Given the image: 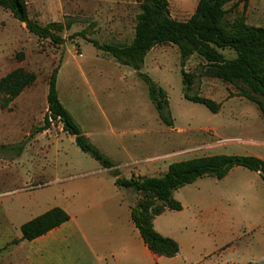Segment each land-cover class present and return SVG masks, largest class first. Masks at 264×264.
I'll return each instance as SVG.
<instances>
[{"label": "rangeland", "instance_id": "1", "mask_svg": "<svg viewBox=\"0 0 264 264\" xmlns=\"http://www.w3.org/2000/svg\"><path fill=\"white\" fill-rule=\"evenodd\" d=\"M169 1L171 16L179 20H185L186 15L179 14L177 4H184L186 7L196 4V0ZM26 2L29 16L38 23L71 22V27L60 33L64 41L56 43L29 32L8 10L0 7V77L17 67H23L36 76L35 81L10 103L8 109L0 108V264H25L22 250L15 249L18 242L15 236L20 233L17 224L36 212V209L30 211L28 205L43 196L51 206L57 202L58 191L83 196L84 189L80 186L89 176L79 177V174L92 172L98 164L75 144L69 134L49 143L46 153H42L39 145L33 144L32 136L42 131L40 127L44 124L47 109L48 81L52 70L57 66L63 65L57 81L60 101L89 140L105 155L119 162L122 166L119 173L124 177H129L135 170H139L142 176H160L165 172L163 168L146 171V165L153 160L150 157L156 152L155 146L149 144L148 137L157 139L158 133L164 138V146L160 147L163 148L162 151L173 149L176 153V156L171 157L172 161L186 156H202L209 152L233 153L235 146L245 144L241 138H264V117L254 102L244 99L246 104L242 108L230 109L225 106L213 113L204 104L183 96L180 56L177 46L171 43L156 45L148 53L141 71L149 74L166 91L173 127L159 120L148 98L147 85L133 74L132 77L139 85L137 97L144 99L148 107L144 125L140 126L147 132L133 136L130 129L138 126V120L132 116L131 107L125 101L135 97L122 96L117 81L123 71L132 72V69L110 64L103 59L107 54L96 50L91 40L100 44H128L132 39L135 16L139 11L138 3L134 0ZM225 8L227 23L235 17L243 16L247 24L264 25V0H234ZM220 51L227 58L235 56L232 50ZM97 53L103 58L97 56ZM204 64L205 61L197 54L184 61V69L196 75L190 90L192 94L198 93L219 103L227 97L237 96V85L200 75ZM246 122L251 123L250 128L237 126L247 124ZM57 125L53 123L55 129ZM204 128L209 129L203 130ZM216 128L221 133L219 142L215 146H203L207 141L215 140L213 132H216ZM55 174L61 179L59 183L53 182ZM107 179H111V176L107 175ZM39 181L50 183L36 189L25 185L26 182ZM219 182L215 177L206 176L173 191V197L184 204V209L168 212L162 219L171 222L180 233L182 252L176 260L177 264H181L185 256H190V240L186 238L189 228L179 229L187 225V216L199 210L209 214L204 225L215 235L212 237L211 234V242L207 244L209 250L214 245L213 241L217 243L219 240L217 226L220 213L227 211L234 216L231 205L222 204V210L218 209ZM122 190L128 193L126 188ZM84 200L83 196L79 201L84 210L88 206L92 207L82 215L86 222V217L95 211L94 205L103 202V199L98 197L90 200L88 197ZM84 228L87 231L90 229L88 225ZM196 232L197 243L201 245L205 239L201 232Z\"/></svg>", "mask_w": 264, "mask_h": 264}, {"label": "trees", "instance_id": "2", "mask_svg": "<svg viewBox=\"0 0 264 264\" xmlns=\"http://www.w3.org/2000/svg\"><path fill=\"white\" fill-rule=\"evenodd\" d=\"M134 1L138 3L139 12L136 14L134 36L130 43L100 44L96 40L91 41L97 49L111 55L119 64L136 70L138 77L147 85L148 97L161 122L173 126L167 93L141 69L146 54L162 43H171L178 48L183 96L186 99L204 104L213 113L220 109L221 103L190 92L196 75L186 71L183 65L186 59L197 54L205 61L200 75L237 85V95L254 102L264 116V25L247 24L243 16L235 17L227 23L225 6L234 0H198L193 13L184 21L171 17L168 0ZM0 7L24 23L29 32L56 43L64 41L60 33L71 27V22L50 21L40 24L31 19L26 0H0ZM221 49L232 50L235 56L227 58ZM58 69V66L55 67L49 77L47 110L40 130L50 126L49 116L59 117L63 130L74 136L76 145L103 168L111 169L117 186L132 189L138 194L136 202L130 207V217L144 244L152 253L165 257H173L179 253L178 242L160 234L153 226L154 217L165 209L182 208L181 203L173 197L174 190L206 176L221 179L234 166L257 171L264 182L263 159L235 154H213L175 161L160 176H121L114 161L89 140L60 101L57 91ZM35 78L33 72L23 67L14 68L0 77V108L8 109L10 103ZM69 218L63 208L54 206L24 222L20 227V240H33Z\"/></svg>", "mask_w": 264, "mask_h": 264}, {"label": "crops", "instance_id": "3", "mask_svg": "<svg viewBox=\"0 0 264 264\" xmlns=\"http://www.w3.org/2000/svg\"><path fill=\"white\" fill-rule=\"evenodd\" d=\"M197 1L198 0H196V3ZM168 2L170 11L171 2L169 0ZM177 5L180 12L179 14L186 15L185 20L190 17L194 11L193 7L195 9L196 6V4L195 6L190 4L188 7L184 6V4ZM177 20H179V18ZM133 36L134 27L132 38ZM94 48L107 54L97 49L96 46ZM148 53L144 58L142 68L145 66ZM97 56L103 58L99 53H97ZM103 59L108 60V62L115 67L128 66L119 64L109 54ZM62 66L63 65L59 66L57 81ZM130 68L132 72L123 71L121 76L117 78V81L120 85L119 92L122 96L127 98L132 96L135 97L125 101V104L131 107L132 116L138 120V126L134 129H130L133 136H135L147 132L144 128H140V126H142V124L144 125L148 107L144 99L140 100L137 97L139 85L132 75L135 74L137 77L138 75L135 69L132 67ZM244 99L246 98L238 95L227 97L221 102L219 111L225 106H228L230 109L242 108L246 104L243 101ZM237 126L246 129L251 127V123H243ZM56 129L51 125L47 129L32 136L33 144L39 145L42 153L48 152L49 143L57 140L62 135L68 134L59 125H57ZM208 129L209 128H204L203 130ZM217 130L219 131V129L216 128V132H213V139L215 140H209L203 146L211 147L219 142L218 139H220L221 133ZM72 137L74 139V136ZM156 137L157 139L151 136L148 137L149 144L155 146L156 152L155 155L150 157L153 158V160H151L150 164L146 165V171L158 170L160 168L166 171L168 165L172 162L200 156H186L172 161L170 159L176 156V153L173 149L162 151L163 148L160 147L164 146L162 145V140L164 138L160 133H158ZM240 140L244 141L245 144L235 146L233 148L235 152L227 154L250 155L264 160V138L245 137ZM171 144L172 143L169 145L170 148ZM124 147L126 149L125 145ZM126 152L129 151L126 150ZM205 155L213 154H210V152L202 154V156ZM112 160L116 164L115 168L121 171L122 166L119 162L114 159ZM91 171L90 173L85 172L87 174H79V177L89 176V179L80 186L84 189L82 194L85 200H87L88 197H90V200L99 197L103 199V202L94 205L95 211L91 212L88 218L86 217L88 223L87 220L85 222V220L82 219V215L91 210L92 207L88 206L89 208L84 210L82 206L79 205V201L83 196L80 195L77 197V193L70 194L69 192L58 191L56 195L57 202L51 204V206H49L50 203H46L45 197L43 196L39 199H34L33 203L28 205L30 211L36 209V212H32L27 218L17 224L20 233L15 236L18 240L15 244V249L22 250L25 264H177L176 260L182 252V246L179 240L180 233L177 232V228L175 229L171 222L164 221L162 216L168 212L182 211L184 209V204L179 201L182 205L180 210L165 209L161 214L154 217V228L160 234L175 239L179 244V253L177 255L173 257L158 256L152 253L144 244L138 229L135 227L130 217V207L136 202L138 194L129 188H126L128 193H124L122 190L123 187L115 184V177L111 173V169L103 168L99 163L96 164ZM54 172L58 171L54 170ZM107 175L111 176V179H107ZM120 175L122 176V174ZM131 175L142 176V173L139 170H135L131 172ZM55 177L56 179L53 180V182L57 181L59 183L61 179L58 178L57 174H55ZM219 180L217 192L218 209L222 210V204L231 205L234 210V216H231L227 211L220 213L221 215L218 217L217 226L219 240L217 243L213 241L214 245L210 250L207 248V244L211 242L212 237L215 235L211 233L209 227L204 225L207 218H209V214L202 213V210L198 209L201 214H198L199 211L197 213L193 211L192 214L187 216V225L178 228H189L186 238L190 240V249L188 251L190 252V256L182 258L181 264H199L201 262L203 264H264L263 179L257 171L250 170L243 166H234ZM48 183L50 182H26L25 185L36 189ZM88 192L91 193L88 195ZM54 205L63 208L69 214V220L33 240H20L21 225L54 207ZM196 208H198V206ZM20 210L18 209L19 212H21ZM85 225L90 227L89 231L85 230ZM196 231L201 232V235H203L205 239L201 245L197 243Z\"/></svg>", "mask_w": 264, "mask_h": 264}, {"label": "built area", "instance_id": "4", "mask_svg": "<svg viewBox=\"0 0 264 264\" xmlns=\"http://www.w3.org/2000/svg\"><path fill=\"white\" fill-rule=\"evenodd\" d=\"M49 122H50V125H53V123H57L62 129H63V123L62 121L59 119V117L57 118H52L51 116H49Z\"/></svg>", "mask_w": 264, "mask_h": 264}]
</instances>
